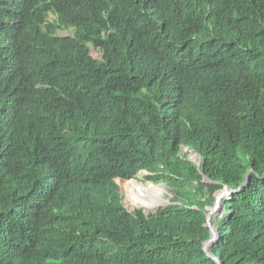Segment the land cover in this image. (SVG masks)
Wrapping results in <instances>:
<instances>
[{
  "label": "trees",
  "instance_id": "obj_1",
  "mask_svg": "<svg viewBox=\"0 0 264 264\" xmlns=\"http://www.w3.org/2000/svg\"><path fill=\"white\" fill-rule=\"evenodd\" d=\"M225 186L211 253L264 264V0H0V264H218Z\"/></svg>",
  "mask_w": 264,
  "mask_h": 264
},
{
  "label": "rangeland",
  "instance_id": "obj_2",
  "mask_svg": "<svg viewBox=\"0 0 264 264\" xmlns=\"http://www.w3.org/2000/svg\"><path fill=\"white\" fill-rule=\"evenodd\" d=\"M96 55H98V52H95ZM184 151H186V149H184ZM189 158L191 160H197L199 159V157L197 156V154H193L190 153ZM145 172H142L138 175V181H134L135 183L133 184H128L127 186L124 187V190L127 192L128 197L130 199V201L128 200L127 194H126V205L130 206V202L135 203V205H137L138 207H142L145 210H150L148 212H155L157 210V208L159 207V205L161 206H170L173 204H177V201H187L186 199H184L183 197H179L176 192L175 189L172 188L170 185H168L165 182H154L152 180H149L146 178V175L144 174ZM208 181L207 179L204 180V183ZM135 185L137 187H135L133 190H131V186ZM139 185V186H138ZM155 187V188H154ZM186 188L190 191H192V193L194 194V197L197 199H201L204 200L206 198L209 197L210 193L207 189V187L204 185L203 187L200 186V184L194 183V184H190L188 186H186ZM200 189H202V191H199ZM130 191H131V198H130ZM150 193L152 195H154L155 198H158L159 196H161L162 201L159 202L157 205H154L153 207L151 205H149L147 203V198H146V194ZM219 193H217L216 195H219ZM229 197V194H226L220 204L217 206L216 208V214L215 216L212 218L213 223L216 225L218 220L223 216L225 212V208H224V200L227 199ZM216 201V198L214 200V203ZM212 205H207L208 209H211ZM147 212V211H146Z\"/></svg>",
  "mask_w": 264,
  "mask_h": 264
},
{
  "label": "water",
  "instance_id": "obj_3",
  "mask_svg": "<svg viewBox=\"0 0 264 264\" xmlns=\"http://www.w3.org/2000/svg\"><path fill=\"white\" fill-rule=\"evenodd\" d=\"M200 165H201V163H199V166ZM245 181H248V176L246 177V180ZM243 185H244V183L242 184V186ZM228 193H231V189L228 186H226L222 191H220V194L216 196V203H215L214 206H212V208L209 210V213L207 215V226L210 227L211 235H210V238L205 242L203 249L206 251L207 256L209 258L214 259L218 264H222V263L220 262V260L217 257H215L210 252V248L218 240V235H219V233H218V227L216 225L212 224V217L215 216V214H216V208L219 205L220 201Z\"/></svg>",
  "mask_w": 264,
  "mask_h": 264
},
{
  "label": "clouds",
  "instance_id": "obj_4",
  "mask_svg": "<svg viewBox=\"0 0 264 264\" xmlns=\"http://www.w3.org/2000/svg\"><path fill=\"white\" fill-rule=\"evenodd\" d=\"M94 54H95V51L93 52ZM96 55V54H95ZM96 58H98V59H100L101 57L99 56V55H96ZM184 149H186V151H184ZM183 152L184 153H187L188 155H190V153H193V154H196V152H194V151H191V150H189L187 147H183ZM197 156H198V154H197ZM199 157V156H198ZM191 160V159H190ZM191 161H193L194 163H197L198 165H199V163H201V158L199 157V159H197V160H191ZM142 172H144V171H142ZM142 172H140V173H142ZM139 173V174H140ZM138 174V175H139ZM145 175H147V172H145L144 173ZM247 175H249V173L247 174ZM247 177V176H246ZM205 179H207L208 180V178H204V180ZM204 180H203V182H204ZM246 180V179H245ZM131 181H138V176L136 177V178H134V179H132ZM131 181H129V182H131ZM129 182H126V183H124L122 180H120V179H118V184L120 185V187H121V192H123V193H125V195L127 194V192L124 190V187L125 186H127L128 184H129ZM206 182H209V180L208 181H206ZM247 182V181H246ZM226 187V186H225ZM224 187V188H225ZM223 190V189H222ZM221 190V191H222ZM220 192V191H219ZM219 192H217V193H219ZM233 191L231 190V193H232ZM216 193V194H217ZM231 193H228L229 195L231 194ZM215 194V198H216V195ZM127 197H128V194H127ZM128 200L130 201V199H129V197H128ZM221 202V201H220ZM215 203H216V201H215ZM215 203L212 205V206H214L215 205ZM177 204H179V202L177 203ZM220 204V203H219ZM157 205V204H156ZM173 205H175V204H173ZM170 206H172V205H170ZM170 206H160L159 205V207L157 208V210L155 211V213L153 212V211H151V212H146V210L144 209V208H142V207H138L137 205H135L134 203H132V202H130V209L131 210H133V209H140V210H142L146 215H151V214H156L157 212H158V210L160 209V208H168V207H170ZM212 208V207H211ZM209 210L210 209H208V212H207V215H208V213H209ZM213 218V217H212ZM212 224H214L213 223V221H212ZM217 224H218V222H217ZM217 224H216V226H217ZM206 225H207V222H206ZM215 225V224H214ZM209 227V226H208ZM218 227V226H217ZM210 228V227H209ZM210 232H211V230H210ZM218 233H219V229H218ZM210 235H211V233H210ZM218 237H219V235H218ZM216 243V242H215ZM204 248V247H203ZM212 248V247H211ZM211 248H210V252H211ZM205 251V250H204ZM206 252V251H205ZM216 257V256H215ZM212 259V258H211ZM214 260V259H213ZM223 264V263H222Z\"/></svg>",
  "mask_w": 264,
  "mask_h": 264
},
{
  "label": "bare ground",
  "instance_id": "obj_5",
  "mask_svg": "<svg viewBox=\"0 0 264 264\" xmlns=\"http://www.w3.org/2000/svg\"><path fill=\"white\" fill-rule=\"evenodd\" d=\"M97 8V7H96ZM92 41V40H91ZM95 163V162H94ZM133 183H135L134 181H131V182H129V185L130 184H133ZM86 186V185H85ZM135 185H132L131 186V190H133L135 187H137V186H135ZM139 186V185H138ZM148 194V193H147ZM147 194L145 195L146 196V198H147V203L149 204V205H151L152 207L155 205L153 202H151L149 199H148V196H147ZM131 195H133V194H131V191H130V198H131ZM154 196V195H153ZM135 204V203H134Z\"/></svg>",
  "mask_w": 264,
  "mask_h": 264
}]
</instances>
